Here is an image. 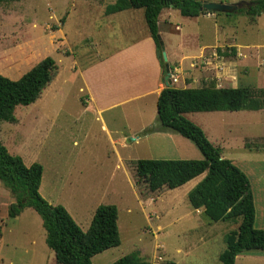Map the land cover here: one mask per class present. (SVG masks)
I'll list each match as a JSON object with an SVG mask.
<instances>
[{"label": "rangeland", "instance_id": "rangeland-1", "mask_svg": "<svg viewBox=\"0 0 264 264\" xmlns=\"http://www.w3.org/2000/svg\"><path fill=\"white\" fill-rule=\"evenodd\" d=\"M114 1L0 3V72L16 79L46 56L53 57L58 66L56 77L35 102L18 106L14 121L1 122L0 140L27 165L42 164L41 195L54 205L65 206L83 230L89 228L98 205H117L121 243L94 255L93 264H111L133 251L150 264L170 260L221 264L224 237L238 224L213 221L201 208L196 211L200 220L188 214L192 211L188 193L202 175L177 188L156 191L136 176L140 158H202L196 144L171 131H165L170 136L163 138L149 135L138 143L132 141L134 135H145L137 133L144 124L158 123L153 95L108 111L103 114L105 120L85 108L86 93L79 89L76 69L107 49L106 43L118 47L129 41L126 22L115 19L111 30L112 24L105 20V5ZM171 8L176 11L171 14L172 23H179L184 16ZM242 11L229 13V43H214V18L184 22L189 35L172 36L182 50L198 54L200 43L214 45L206 46L196 58L201 61L193 73L171 69L176 74L171 84L248 86L256 99L264 98V14L252 18ZM164 38L167 41V35ZM185 116L203 128L223 157L248 175L256 202L255 225L264 228V109L197 111ZM14 202L15 196L0 180V264H56L41 216L30 206L16 217L9 216ZM235 264H264V250L240 253Z\"/></svg>", "mask_w": 264, "mask_h": 264}, {"label": "trees", "instance_id": "trees-1", "mask_svg": "<svg viewBox=\"0 0 264 264\" xmlns=\"http://www.w3.org/2000/svg\"><path fill=\"white\" fill-rule=\"evenodd\" d=\"M13 0H0L8 2ZM248 7L237 11L252 18L264 13V0H251ZM201 0H115L105 8L112 14L128 8H143L147 26L157 45L162 75L165 61L159 42L158 19L165 7L179 9L184 16L208 13ZM212 13V12H211ZM217 14H221L218 12ZM228 14V13H227ZM173 69L172 66H170ZM58 73L55 59L46 56L18 78L0 72V124L15 120L18 106L35 102ZM157 125L143 132L171 131L192 140L202 158H140L135 171L139 182L151 191L177 188L204 175L189 191L192 208L203 209L213 221H233L238 224L224 237L226 248L220 253L221 264H235L238 254L264 250V229L255 225L254 193L248 175L231 159L222 155L203 128L185 116L188 112L243 109H264V98L256 99L248 86H216L210 83L199 87L165 86L157 99ZM43 166L39 162L27 165L20 155L12 154L0 140V180L10 189L16 202L9 207V216L16 217L26 206L41 216L46 229V243L54 251L56 264H93L94 255L120 245L119 210L115 204H100L89 228L83 230L67 208L54 205L40 193ZM111 264H150L139 252L128 253ZM165 264H177L170 260Z\"/></svg>", "mask_w": 264, "mask_h": 264}, {"label": "crops", "instance_id": "crops-1", "mask_svg": "<svg viewBox=\"0 0 264 264\" xmlns=\"http://www.w3.org/2000/svg\"><path fill=\"white\" fill-rule=\"evenodd\" d=\"M206 1V0H201ZM213 1V0H208ZM224 2V0H219ZM240 0H228L225 3H233ZM251 1V0H246ZM115 2V1H114ZM112 2V3H114ZM111 3V2H110ZM108 3V4H110ZM105 5L106 6L108 5ZM176 12L175 9L171 7H165L162 9L158 19V27L160 37L163 38L165 44V49L168 51L167 55L170 66L174 69H178L183 74L184 72L191 71L197 68L198 62L201 59L196 60L197 57H200L201 52L204 48L211 45H206L200 43V50L198 54L189 53L188 50H182L180 44L175 42L176 38L172 36H177L180 38L186 37L189 35L184 26V22L191 20H196L197 18L203 17L207 19L214 18V34L215 42L214 43H229L230 42V33L228 29L230 27L227 25V20L229 13L225 14L227 18H220V14L217 13H205L198 16H184L179 17V23H172L171 14ZM262 13L260 16H262ZM246 15V14H245ZM106 21L114 29L115 19L118 21L126 22L124 32L128 36V42L118 47H111L108 43V47L104 51H98L95 53L94 57L89 63L80 67L77 65V60L75 59L74 64L78 66L75 74L81 79V87L79 88L82 91H85V108H92V110L100 115L102 120L104 119L103 114L111 111L116 107L121 105L134 103L140 98L146 95H153L155 105L157 104L158 96L161 90L167 86L163 81L162 67L160 60L158 58V53L156 49V44L151 36L149 28L146 23L144 16L143 8H128L119 12L112 14H105ZM112 16V17H110ZM220 16V17H219ZM258 16V17H260ZM257 17V18H258ZM255 19L252 24L257 23L258 19ZM224 22V24H223ZM169 23V24H167ZM113 35V31H110ZM183 32V33H181ZM197 33L200 34V31ZM167 35V41L164 36ZM132 37V38H131ZM172 41V42H171ZM101 44L99 43V46ZM100 49V47H99ZM184 51V52H183ZM199 67V66H198ZM176 75V74H174ZM187 82V81H186ZM173 85V83H172ZM175 86V85H174ZM177 87V86H176ZM178 87H197L193 86L191 82L184 83ZM220 87V86H219ZM157 109V106H156ZM186 114V113H185ZM99 117V116H98ZM153 123L144 124L137 133L143 131L146 127L152 125ZM103 127H107L103 125ZM152 133V134H150ZM146 133L144 136L137 135L132 138V141L138 143L142 137H149V135L157 136L163 138V136H170L166 132L155 131ZM117 142L118 140H113ZM121 145H127L126 141H121ZM260 150V149H257ZM120 156V155H119ZM120 159L121 156H120ZM201 176V175H200ZM204 175L201 176V179ZM200 179V180H201ZM199 180V181H200ZM198 181V182H199ZM197 182V183H198ZM260 192L261 189L259 188ZM255 202V196H254ZM256 203V202H255ZM256 208V205H255ZM262 209V208H261ZM203 212V209H201ZM197 209L192 208V211H188L189 215H194L198 220H200V214H196ZM264 216V214H263ZM260 228V227H259ZM264 229V228H262ZM220 255V254H219Z\"/></svg>", "mask_w": 264, "mask_h": 264}, {"label": "water", "instance_id": "water-1", "mask_svg": "<svg viewBox=\"0 0 264 264\" xmlns=\"http://www.w3.org/2000/svg\"><path fill=\"white\" fill-rule=\"evenodd\" d=\"M251 3L249 1L246 0H240V1H236L233 3H225L222 1H203L202 3V9L209 11V12H213V13H231L234 12L240 8L243 7H248L250 6ZM159 40H160V44H161V53L163 56V59L165 61V70L166 73L162 78V81L166 84V85H172L171 84V68H170V63L168 62V56L166 54L165 51V47H164V42L161 40V37L159 35Z\"/></svg>", "mask_w": 264, "mask_h": 264}, {"label": "built area", "instance_id": "built-area-1", "mask_svg": "<svg viewBox=\"0 0 264 264\" xmlns=\"http://www.w3.org/2000/svg\"><path fill=\"white\" fill-rule=\"evenodd\" d=\"M175 77L176 76L171 72V79H173V81H174V79H176Z\"/></svg>", "mask_w": 264, "mask_h": 264}]
</instances>
